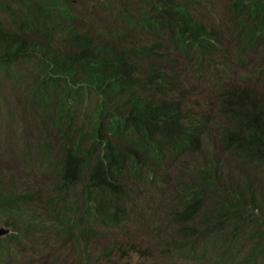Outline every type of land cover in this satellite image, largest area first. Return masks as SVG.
<instances>
[{"label": "trees", "instance_id": "obj_1", "mask_svg": "<svg viewBox=\"0 0 264 264\" xmlns=\"http://www.w3.org/2000/svg\"><path fill=\"white\" fill-rule=\"evenodd\" d=\"M101 1L107 22L92 31L90 6L76 0H0V225L11 229L0 264H26L19 247L47 241L46 225L78 264L128 254L134 241L110 236L96 254L91 247L103 229L148 232L144 205L150 224L168 223L178 256L261 264L264 0H229L228 37L191 16L203 0ZM231 57L238 72L223 62ZM26 63L30 82L17 73ZM245 67L256 69L243 76ZM46 246L37 252L47 260L62 254Z\"/></svg>", "mask_w": 264, "mask_h": 264}, {"label": "rangeland", "instance_id": "obj_2", "mask_svg": "<svg viewBox=\"0 0 264 264\" xmlns=\"http://www.w3.org/2000/svg\"><path fill=\"white\" fill-rule=\"evenodd\" d=\"M78 2H81V5L90 6L91 12L89 14L90 17L86 18V21H88L89 29L92 31H98L100 30V23L106 24L107 19L104 18L105 13V6L101 0H76ZM106 3H110L114 0H104ZM228 4L229 0H203L202 4L197 7L196 10H194L192 7H190V12L192 13L193 17L199 21H201L205 26L207 27H214L217 30L221 32L222 37H228L230 32L232 31L231 23L228 18ZM79 15L83 16V10L82 7L76 8ZM79 15L78 18H79ZM102 17V19H101ZM83 27H85L84 24ZM105 26H110L109 24ZM166 43V42H165ZM166 51V50H162ZM163 52V53H164ZM179 57L177 56L176 60L179 62ZM225 64H231L229 66L232 68L235 72H238L236 69V61L234 58H225L223 60ZM178 65V63L176 64ZM251 67H245L240 68V74L249 75L252 70L256 69H250ZM179 72H181L183 75H188L189 72L187 69L182 68L179 69ZM18 75L20 77H25V81L30 82L33 77V71L29 67V63L21 64V66L18 67L17 71ZM7 84L9 87H16L18 84H21L19 82H16L13 79H5L1 80V85ZM198 90H200L203 94L209 95L208 90L204 86H197ZM10 107L12 108V111L14 113L15 123L19 124V119L17 117L18 111H20L19 104L17 100L13 96H8ZM192 99V98H191ZM216 103L213 101V112L216 110ZM6 108V105H5ZM197 108V107H196ZM206 109V107H199L197 110ZM23 113V110H21ZM213 112L211 111V115H213ZM5 128H11L14 129L19 135L22 133V126L19 125L18 127H11L6 122H2ZM4 128V129H5ZM209 130H212L213 128L209 125ZM3 135H11V134H5ZM207 147L211 151H215L217 155L219 156L220 151L218 147L216 146V142L213 140L212 144H207ZM222 163L225 162H231L228 155L224 153L222 155ZM237 167V166H236ZM238 170L240 171V168L237 167V171L233 173V175H237ZM252 170H247L246 173L250 176ZM254 172V170H253ZM239 174V173H238ZM48 181L47 176H41L40 180L37 178V182H39V185L44 186ZM51 186L50 183L47 184V187L49 188ZM257 187V185H255ZM156 191H160V189H156ZM144 217H145V223L146 226L149 228L148 232H142L139 233L137 231H130L128 230L127 233H122L118 231H107L108 229L100 230L99 239L101 240V243L97 244L96 247H91V253L96 254L98 252V248L104 244L107 243L106 240L110 236V240L112 242H115L119 245H127L128 243L133 242V248L128 250V254H122V251H119L117 248L114 250L113 254L115 256L112 257V259L109 261L108 259H103V264H198L195 261L182 258L175 254L174 247L177 246L176 243H174L171 239V237L168 235V223L160 218V221L149 223V216H148V205H144ZM253 207H248L249 210H251ZM160 213L164 211L163 207H160L158 209ZM254 211L261 213L259 208H255ZM151 225V226H150ZM45 232L50 235L49 239L47 241H44V237H39L35 235L32 239L29 240V243L34 245L33 247L28 246H20V250L27 249L28 255L26 256V264H78L77 260V254L73 247L70 246H63L62 243L55 244L54 239L57 232V228L53 227L51 225H46L44 228ZM206 241V240H202ZM47 245V249L50 250L53 254H56L57 252L61 251V255L59 258L47 260L45 257L41 256L37 250L42 249L41 247ZM43 250V249H42ZM44 251V250H43ZM45 252V251H44ZM121 253V258H118L117 256ZM126 253V252H125ZM127 255V256H126ZM115 259H118L114 261ZM203 264H237L236 260L234 259V256H229L227 258L220 259L219 257H214L212 259H206ZM261 264H264V259L261 261Z\"/></svg>", "mask_w": 264, "mask_h": 264}, {"label": "clouds", "instance_id": "obj_3", "mask_svg": "<svg viewBox=\"0 0 264 264\" xmlns=\"http://www.w3.org/2000/svg\"><path fill=\"white\" fill-rule=\"evenodd\" d=\"M191 14V16L193 17V15H192V13H190ZM194 18V17H193ZM195 19V18H194ZM195 20H197V19H195ZM197 21H199V20H197ZM199 22H201V21H199ZM202 23V22H201ZM203 24V23H202ZM204 25V24H203ZM205 26V25H204ZM207 27V26H206ZM216 31H218L220 34H221V32L219 31V30H217L216 28H214ZM0 227H3V228H8V227H4V226H1L0 225ZM9 229V232L8 233H10V231H11V229L10 228H8ZM8 233H6V234H8ZM6 234H4V235H6ZM0 236H3V235H0Z\"/></svg>", "mask_w": 264, "mask_h": 264}, {"label": "water", "instance_id": "obj_4", "mask_svg": "<svg viewBox=\"0 0 264 264\" xmlns=\"http://www.w3.org/2000/svg\"><path fill=\"white\" fill-rule=\"evenodd\" d=\"M8 232H9V229L8 228L0 227V235H4V234H6Z\"/></svg>", "mask_w": 264, "mask_h": 264}]
</instances>
